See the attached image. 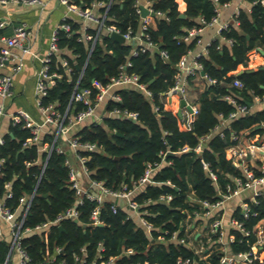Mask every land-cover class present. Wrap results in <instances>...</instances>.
I'll use <instances>...</instances> for the list:
<instances>
[{"label": "trees", "instance_id": "trees-1", "mask_svg": "<svg viewBox=\"0 0 264 264\" xmlns=\"http://www.w3.org/2000/svg\"><path fill=\"white\" fill-rule=\"evenodd\" d=\"M95 1L104 3L97 7V11L101 16L106 14V25H115L123 33L129 29L134 35L140 32L141 16L136 10L138 0H70V3L88 8ZM230 1L151 0L156 14L154 24L147 31L158 48L137 56H131L132 42L112 39L104 27L99 30L95 23H89L86 30L90 39H80L83 22L71 16L67 18L72 33L60 30L61 50L51 59V71L61 76L54 79L44 102L58 101L64 112L84 66L81 87L92 86L93 79L106 84L128 60L131 61L128 72L138 74L140 81L153 93L150 99L135 86L116 88L121 101L110 102L108 108L135 112L137 119L115 116L91 127L84 126L77 132L81 140L97 142L102 147L88 153L91 158L87 165L92 177L116 190L123 184L132 187L144 174L148 163L160 161L163 150L172 152L167 156L172 164H164L157 170L151 182L134 197L148 210L146 217L153 223L150 233L137 218H128L122 201L106 198L98 203L84 198L77 207L78 217L62 219V229L59 225H52L48 232L36 231L23 237L22 244L35 262L43 261L47 251L53 254L60 247L58 259L67 264H75L77 258H86L95 264L111 259V264H177L180 256L190 258L196 264H219L216 251L202 259L195 248L170 239V234L177 231L180 237L184 236L187 216L200 208V201L219 199L221 194L229 191V184L234 187L233 177L246 179L243 167L236 166L228 157L231 149L244 137L252 139L253 144H264V107L252 109L254 95L264 96V68L249 66L251 52L259 47L264 49V4L261 0H248L252 4L251 11L241 8L237 15L239 24H231L222 32L225 37L233 38L232 44L215 40L208 46L207 54L200 58L204 74L216 82H207L200 93L197 100L199 112L189 128L181 126V117L167 106L168 98L163 94L174 84L176 64L188 50L196 47L198 38L188 42L180 39L186 33L185 28L199 25L201 17L210 21L216 9ZM181 13L185 17H181ZM2 33L3 29H0ZM160 49L167 51L168 58L161 56ZM63 58L68 60L70 71L63 66ZM240 65L245 69L237 73ZM235 80H240L243 87L234 85ZM226 94L252 105L251 111L229 118L235 107L225 98ZM154 105H159L161 110L155 112ZM220 114L227 119L223 135L214 130L221 120ZM11 133L5 134L6 142L0 146V156L5 158L0 174V198H4L5 183L10 181L13 197L6 202L12 209H20L21 196L34 194L24 227L54 220L76 200L75 190L70 186L69 168L65 165L67 154L53 151L47 158L40 144L23 145L30 137L28 129L12 125ZM233 133L237 134V139L232 138ZM206 135L210 137L200 153L194 150L180 152L185 146L194 148ZM202 159L211 164L217 181L207 175ZM246 165L254 169L256 176L263 174L258 168L261 162L250 160ZM168 195L172 196L170 201L161 199V196ZM245 202L250 206L248 218L243 216L240 204L232 209L231 214L243 221L251 233L245 235L239 229L230 231L234 238L231 243L234 252L250 250L257 239L254 226L264 219V196L256 197L255 201L245 198ZM113 204L117 205L116 212L112 210ZM97 206L100 224H95L92 219ZM164 231L169 234L161 241L159 236ZM10 247L11 240L0 237V264H13L8 258ZM130 249L132 252L127 251ZM255 264L261 262L256 260Z\"/></svg>", "mask_w": 264, "mask_h": 264}, {"label": "built area", "instance_id": "built-area-1", "mask_svg": "<svg viewBox=\"0 0 264 264\" xmlns=\"http://www.w3.org/2000/svg\"><path fill=\"white\" fill-rule=\"evenodd\" d=\"M41 2V0H0V5L16 3L36 6L41 4ZM60 2L66 6L68 13L76 14L79 19L85 22L82 25L83 32L80 39H90V36L86 32L88 22H90L97 24L99 30L104 27L109 34L118 32L123 35L125 41L132 42L133 49L131 56H137L139 53L158 48L147 31L148 27L154 23V18L150 13L154 12L156 14L155 10L151 7V0H146L145 4L140 2V0L136 2V10L141 16V30L137 35L133 34L132 29L123 33L115 25H106V14L101 16L96 11L98 6L104 4L102 1H95L88 8L73 5L70 3V0H60ZM261 2L264 4V0H261ZM141 5L149 9L150 13L146 16L141 15ZM157 13L163 14L161 12ZM67 18L68 14L64 16L62 22L53 30L49 40L48 50L42 56H39L31 49L29 44L26 43L31 36V32L25 24L15 26L13 32L9 35L4 33L0 34V124L2 118L9 114L8 104L15 96V73L21 68L24 55L30 54L40 61V68L36 72L34 86L35 108L38 111V116L36 118L28 110L18 108L9 114L11 125H19L21 128L29 130L30 137L23 143L25 147L38 143L41 145V149L46 152L47 158L53 151L67 154L65 165L69 168L70 186L75 190L76 196L75 203L65 212L60 213L54 220H48L33 227H24L25 217L30 208L34 194L30 196H21L19 199L20 209H12L6 202V199L13 197L12 182L7 181L5 183L4 198H0V219L6 221L10 225L12 239L9 255L16 253L18 256V264H67L64 260L58 259V254L61 252L60 247H57L53 254L47 251L43 261L35 262L27 248L22 244V239L28 233L36 231L48 232L52 225H60L62 219H76L79 215L77 207L82 204L84 198L96 200L98 203H102L106 198L122 201V204L127 208L128 218H137L140 224L150 233L153 229V223L146 217L148 210L144 207L145 204L139 203L134 197L143 186L151 182L157 170L164 164H172V160L167 159V156L172 152L170 150H163L160 152V161L148 163L144 174L134 182L132 187L123 184L116 190L106 187L103 181L92 177L91 170L87 165V161L91 158L88 153L99 151L102 147L97 142L81 140L80 136L76 135L77 132L84 126L91 127L96 123H102L106 118H113L115 116L134 120L137 119V113L135 112L122 110L118 107L112 109L108 108L110 102L121 101V96L116 91V88L120 86H135L150 99L153 98V93L145 83L140 81V76L138 74L128 72L127 68L131 64V61L128 60L121 66L120 72L116 76L110 77L106 84L93 79L92 86L81 87L80 84L84 74V66L74 86L70 102L64 112L60 109V103L58 101L44 102V98L48 96L49 89L52 87L54 79L61 76L59 73L51 71V59L54 54H57L61 50L59 45L60 30L63 29L68 32V34L72 33V27L71 24L66 21ZM218 18L219 8L216 9V14L210 21L201 17L199 25L186 27V33L183 34L180 39L188 42L193 38H198L197 43H199V35L202 29L207 25L218 23ZM235 24H239L237 17L235 18ZM5 25V20L0 21V29L4 28ZM230 25L229 23L222 24L219 30L222 37L229 44H232L233 38L225 37L222 34L223 31L229 29ZM95 40L96 38L94 41ZM159 51L161 56L168 58L166 50L160 49ZM207 52L208 47L205 48L204 51L197 53H193L192 49L188 50L176 64L177 72L174 77L173 86L168 92L163 94L165 98H168L170 94L176 93L180 96V99H185L187 104L191 106L192 110L189 111L191 116L190 122L184 120L182 112L180 115L181 126L184 128L190 127L192 120L199 112L198 105L193 104L189 100V90L192 81L196 77L202 76L209 83L216 82L215 79L207 78L205 74L202 75L201 73L203 71V64L200 58L207 54ZM62 64L67 68V71L71 70V66L67 59L63 58ZM4 68H8V70L3 71ZM234 85L243 87V83L240 80H235ZM225 98L235 107L233 111L230 112L229 118H236L251 111L252 105L238 101L232 94H226ZM254 101L264 102V96L254 95ZM78 104L80 107H77ZM154 110L155 112H159L161 110L160 106L154 105ZM220 116L222 115L220 114ZM226 120L227 119L222 116L220 122L214 129L215 131H219L220 135H223L222 129L227 125ZM209 137L210 135L202 137L194 148L185 146L180 152L194 150L196 153H200ZM232 138L237 139V134L233 133ZM5 142V135L0 131V146H3ZM239 145L231 149L235 154L239 149ZM4 162L5 158L0 156V174ZM201 162L207 175L213 181H217V175L211 164L204 159H202ZM233 163L236 166L243 167L246 179L244 180L239 176L233 177L234 187H231L229 184L227 187L229 191L221 194L219 199L215 201L207 199L200 201V208L195 209L187 216L186 234L180 237L178 232L174 231L170 234V239H176L181 243H186L195 248V251L202 259H207L211 253L216 251L219 264H255L256 260L264 264V219H261L254 226L257 239L251 245L250 250L247 252H234L231 249V243L234 238L230 231L232 229H239L243 234L249 235L251 230L245 227L243 221H238L232 214L227 215L226 213V202L231 200L232 197L242 194V192L246 190L251 192L250 197H246L250 200L255 201L256 197L264 196V164L261 163L258 167L263 174L256 176L254 169L244 166L245 164L243 162L233 160ZM29 164L30 162H27V165ZM165 198L170 201L172 196H161V199ZM240 205L243 207V216L248 218L250 215V206L245 202V199L241 200ZM112 210L116 212V204L112 205ZM92 219L95 224L101 223L99 220V206L94 209ZM197 223H199V226L202 228L199 230L198 235L194 236L195 241L200 242L198 248L194 243H191L190 235L188 234L189 229L196 227ZM189 226L190 228L188 229ZM168 234V231L162 232L159 236V240H166ZM1 236L2 230L0 229V237ZM127 251L132 252L131 249ZM111 261L112 259L109 262H102L101 264H111ZM75 264L95 263H89L86 258H77ZM177 264H196V262L190 258L180 256L177 259Z\"/></svg>", "mask_w": 264, "mask_h": 264}, {"label": "crops", "instance_id": "crops-1", "mask_svg": "<svg viewBox=\"0 0 264 264\" xmlns=\"http://www.w3.org/2000/svg\"><path fill=\"white\" fill-rule=\"evenodd\" d=\"M41 1V4L36 6H27L16 3L0 5V21H6V25L2 28L4 34L9 35L13 32L15 26L25 24L31 32V36L28 38L26 43H28L31 49H33L39 56H42L47 52L51 34L53 30L62 22L65 15L68 14V17L71 16L79 19L76 14L68 13L66 6L61 3L60 0ZM140 2L145 4L146 0H140ZM251 7L252 4L248 0H231L225 5L220 6L218 23L207 25L202 29L199 35L200 42L192 49L193 53L204 51L205 48H207L215 40H220L221 43H228L220 33V25L225 23L235 24V18L237 17L240 9L243 8L247 11H251ZM81 22H83V24L85 23L83 20H81ZM89 23L90 22H88V24ZM259 65H264V49L261 47L257 48V50H253L249 59L250 67L256 68ZM39 68L40 61L38 58L30 54L24 55L21 62V68L14 76L15 96L8 104L9 114L18 108H23L31 112L32 115L37 118L38 111L35 108L34 86L35 75ZM244 69L245 67L240 65L236 72L240 73ZM7 70L8 68L3 69V71ZM207 82L208 81L204 77L198 76L190 84L189 100L193 104H197L199 95L205 89ZM180 102L181 99L178 94H170L168 96L167 106L178 113V110H180ZM256 107H264V102L254 101L252 109ZM189 111L190 110L187 106L181 108L182 117L187 122L191 121ZM9 114L2 118L0 124V131L4 135L11 133L12 125ZM243 144H247L248 148L244 150L239 147L236 151V154H239L237 158L239 162L241 161L245 164L246 161L252 160L253 162L259 161L264 164V144H253L252 139L249 138H246ZM243 144L241 142L239 146H243ZM250 194L251 192L246 190L242 192V194L234 196L231 200L227 201V215L231 214L232 209L236 205L240 204L242 199L250 197ZM0 229L2 230L1 237H5L9 240L12 239L9 223L0 219ZM8 258L9 260H12L13 264H18V256L16 253L10 254Z\"/></svg>", "mask_w": 264, "mask_h": 264}, {"label": "water", "instance_id": "water-1", "mask_svg": "<svg viewBox=\"0 0 264 264\" xmlns=\"http://www.w3.org/2000/svg\"><path fill=\"white\" fill-rule=\"evenodd\" d=\"M149 9L147 7H145L144 5H141V15L142 16H146L147 14H149ZM152 16H155V13L154 12H151L150 13ZM181 17H185V14L184 13H181ZM111 38L114 39V40H117L119 42H124L125 41V38L123 37L122 34L118 33V32H112L110 34ZM261 68H264V65L261 66ZM252 69H249L248 71H251ZM242 72V71H241ZM202 75H204V71L201 72ZM187 106V108L191 111V106L187 104L186 100L185 99H181V102H180V110H178V115H181V108ZM12 135V133H11ZM171 154V153H170ZM60 229H62V226L59 225Z\"/></svg>", "mask_w": 264, "mask_h": 264}, {"label": "rangeland", "instance_id": "rangeland-1", "mask_svg": "<svg viewBox=\"0 0 264 264\" xmlns=\"http://www.w3.org/2000/svg\"><path fill=\"white\" fill-rule=\"evenodd\" d=\"M245 139H246L245 137L242 139V144H243V142H244ZM247 146H248L247 144H243V146H239V147L245 150V149L248 148ZM238 156H239V154H234L233 151H229L228 152V157H231L234 161L237 160ZM244 166H247L246 163H245ZM199 225L200 224L198 223L197 226L194 227V228H192V229H189L190 226L188 227V229H189L188 234L190 235L189 237H190L191 243H194V245L197 248L199 247L200 242L195 241L194 236L198 234L199 230H201V227Z\"/></svg>", "mask_w": 264, "mask_h": 264}]
</instances>
